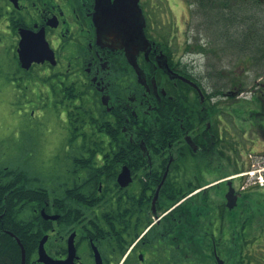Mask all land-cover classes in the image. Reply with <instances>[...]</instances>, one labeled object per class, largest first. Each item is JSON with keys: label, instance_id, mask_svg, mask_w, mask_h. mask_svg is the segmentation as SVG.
<instances>
[{"label": "flooded vegetation", "instance_id": "af4514ba", "mask_svg": "<svg viewBox=\"0 0 264 264\" xmlns=\"http://www.w3.org/2000/svg\"><path fill=\"white\" fill-rule=\"evenodd\" d=\"M100 1L113 0H0L1 107L21 101L34 106L46 97L52 102L67 99L70 107L63 115L69 124L84 129L73 135H81L86 146L88 141L96 145H84L71 158L74 164L78 161L71 170L80 171L77 179L47 186L36 182L25 163L8 164L18 155L0 152V264H9L3 252L13 243L19 264L21 247L25 264H96L94 247L101 264H199L188 257L187 224L174 222L171 214L191 194L168 204L172 194L184 193L189 167L197 162L198 172L228 163V180L237 196L231 210L225 206L227 176L197 189L222 188L224 202L212 219L221 221L220 211H229V237L221 240L228 241L230 252L234 249L229 256L233 264H252L244 256L254 250L264 253V226L250 218L247 200L249 193L264 191V82L247 85L230 68L222 82L221 67L213 61L221 52L232 53V42L186 32L181 44L176 43L156 25V5L147 9V0H138V5L148 44L134 53V68L132 55L128 58L109 32L98 34L95 14ZM168 1L166 9L172 11L170 3L177 12L175 1ZM191 7L188 4L189 20L184 23L190 31L196 17ZM178 15L172 14L176 23ZM201 17L196 26L205 30ZM21 32L42 38L53 53L51 59L43 57L25 67L19 56ZM249 49L240 48L250 54L245 60L252 57L264 71V59ZM244 92L250 96H242ZM36 110L32 107L30 114L33 130L39 124ZM246 157H258V166L247 170ZM123 169L131 178L126 185L117 180ZM212 219L208 227L203 225L212 264L215 254L226 264L216 244L220 231L215 235L208 229ZM203 242L191 244L195 255L205 251ZM256 258L252 262L264 263Z\"/></svg>", "mask_w": 264, "mask_h": 264}, {"label": "rangeland", "instance_id": "374dc122", "mask_svg": "<svg viewBox=\"0 0 264 264\" xmlns=\"http://www.w3.org/2000/svg\"><path fill=\"white\" fill-rule=\"evenodd\" d=\"M174 1L173 2L179 6L177 8V12H179L178 23L175 22L173 18L174 16H172V14L174 15L177 12L176 7L169 3L170 0L168 1V3L169 7L172 9V11L170 10L171 13L169 11V8L166 9L165 0H147L145 2V7L149 10H153V7H151V5H156V9L154 10L152 15L153 20L157 23L156 25H159L161 27L160 30L163 32L164 35L171 33V35H173L172 40H175L176 43L178 42L181 44L183 38L186 36V32H188L187 34H189V36L196 35V37V33H203V37L213 36L217 40H219V38L223 40L225 37H228L227 35H225V32L230 35L232 34V24L230 22H225L223 19L221 20L217 16V12H214L213 10L206 11V13L204 14L205 30L204 28H202V26H200V28L197 27L198 23L201 22L197 16L195 18L192 17V23L195 24H192L193 30H187V26L184 24L189 18V13H187V0ZM192 6L193 8L196 7L195 5ZM199 11L203 12L204 9H200ZM183 13L185 14L184 16ZM162 21H165L164 24L161 23ZM169 21L170 23L174 21V23L176 24L175 25L173 23L176 26L173 27V30L171 28L172 25L168 23ZM226 26H229L231 28H228ZM235 27L236 28L233 29H235L236 31L237 26L235 25ZM240 37L243 38V36ZM243 39H245V42H247V46L250 47L249 50H255L254 41H259L260 38L257 39L255 35H252L249 37H244ZM223 41L225 43L228 42L226 40ZM229 48L232 53L228 52L227 54H224L223 52H221V58L218 61H213V64L220 65V70L223 71L220 72L222 75V82H224L225 79L229 77V74H227L228 68H230L235 73V75H237L238 80H243L247 85H256L257 82H264V71H260L261 68L256 67V60L252 57L247 58L245 60V57H247L245 55L250 54H245L246 52L244 51L238 52L240 48L239 44L234 43L230 45ZM201 69H204L203 66H201ZM247 93L248 92H244L241 95L245 97L250 96V94ZM57 99L58 98L56 97V99H54L52 102L51 99L48 100V97H46L45 101H42L41 98L37 102V105L32 106L30 104V107L27 103H24V101L18 102L13 106H11V104L10 106L6 104L5 106L1 107L2 104H0V152H3L5 154V152L7 151L8 154H10L12 151L15 155H18V157L10 159L8 161V164L15 166L17 162L21 163L18 165H22L23 163H25L26 167H28V172L36 178V182H40L41 184L46 186L53 182L77 179L78 176L81 175L80 171L76 174L75 172L71 171L72 169L76 168L75 165H77L78 163V161H76L74 164V162L71 161V158L74 157L79 150L84 149L85 145L83 144L84 142L80 141V139H82L81 135L78 136L77 134V136H74L72 134V132H80L84 129H82L81 127L72 129L71 125L66 119V116L63 115L66 114L65 112L70 107V105H67V99L63 100V102L58 101ZM47 100L49 103H46ZM32 107L38 108V110H36L34 114V117L35 115L36 117H38L39 124L38 128L35 127L34 130V125L30 122L32 120L30 118ZM59 112H61V115H59ZM83 140L85 141L84 138ZM12 145H14L15 147H13ZM91 146L95 147L96 145L95 143H91L88 141L86 148ZM78 157L82 158L81 156ZM237 159L240 160L242 158L239 156L237 157ZM258 159V157H254L252 159L246 157L244 161H246V164L248 166L247 170L255 169L258 166L255 161H257ZM82 161L84 162V160ZM203 163L209 164L208 160H204ZM196 164L198 165L200 164V162L194 163V166L189 167V181L195 184L198 183L199 186H206L209 183L211 184L213 180L217 181V179H219L220 177H225L230 174L228 169L229 166L227 165L228 163L221 164L211 169V171L205 172L195 171V169L197 168ZM211 164L215 165L216 162L212 161ZM252 165L255 166L252 167ZM220 185L224 186V183H221ZM197 190L192 191L191 194L195 196ZM205 190L208 191L210 202L212 203V210L214 211L219 204H222L224 202V194L222 192V188L214 186L209 188V190ZM247 197V200H249L248 210L250 211V218H253V221L257 224L261 221V226H264V191L263 193H249ZM220 212L224 215L220 216L221 221H218L217 217H215V219H212L213 216H210L204 219L203 221H200V225L202 227L204 224L208 226L209 220L212 219V225L208 229L210 230V232L212 231V233H214L215 235L217 232L220 231L221 238L218 239V242L216 244L220 248H222V254L226 256V264H233V257L231 258L229 256L234 254V249L230 252L228 241H222L229 237L228 232L230 226L228 221L230 216L228 210H226L225 212L224 210H222ZM244 216V214H241V218ZM240 222L241 221H239V224ZM209 242V240H205V242L203 243L205 245V251L203 253L201 251V255H195L194 252H192L194 248H190L188 252L189 259L194 261L197 260L199 264H212L214 262L213 258L208 257L211 252ZM236 251L237 252L235 253L238 255L241 253L240 248ZM248 252H246V254H248ZM249 253H251L249 254V256H244L246 261H249V263L256 264L254 262L259 260L258 258H256V256H260L264 259L263 252H258L254 250ZM238 255L236 257V260L239 258Z\"/></svg>", "mask_w": 264, "mask_h": 264}, {"label": "trees", "instance_id": "16d2710c", "mask_svg": "<svg viewBox=\"0 0 264 264\" xmlns=\"http://www.w3.org/2000/svg\"><path fill=\"white\" fill-rule=\"evenodd\" d=\"M188 1L190 2V4L195 5L197 8L196 11L195 9H193L191 13H193L197 17L201 13L202 14L201 20L204 21V14L206 13V11L213 10L214 12H217V16L221 20L223 19L225 22H230L232 24L231 26L232 34L230 35L225 32V35L228 36L225 38L230 40L232 44L234 43L239 44L240 48L243 47L245 49V47H248L247 46L248 44L247 42H245V39H243L244 37L255 35L257 39L260 38L259 41H254L255 50L252 51L253 53L257 54L258 59H264V3L262 4L260 0H252L251 2H248V0H188ZM200 9H204V11L199 12ZM235 25L237 26L236 31L235 29H233L236 28ZM226 27L231 28L229 26ZM240 36H243V38ZM236 38H238L239 40ZM240 48L238 52L243 51L240 50ZM71 127L72 129L75 128L72 125ZM73 133L74 132H72V134ZM124 146L125 148H127L129 147V144L125 142ZM198 187H200L198 183L195 184L193 182L188 181V187L184 189V193H180L178 196L172 194L171 201L168 204L172 205L176 203V201L178 202V200L181 197H183L186 194L187 195L191 194L192 191L196 190ZM176 190H179V188H174V191ZM212 209H213L212 203L210 202L209 194L206 190L201 192L197 191L195 196L191 194L184 202H181L172 211L171 214L174 215L172 216L174 222H176L177 220H181L182 222H185V224H187L186 227L187 234L185 235L187 236V241L190 245V248L193 242L195 244H200L201 239H203L204 241L209 240L208 239L209 233L203 231V227L200 225V221L202 220V218L206 219L210 216H213V212H211L213 211ZM221 216H224L223 213H221ZM208 225H210V223ZM9 243L6 241L7 247L11 245V244L9 245ZM3 253L8 255L7 260L9 264H19V260H20L19 250L16 248L14 243L11 245L10 249L4 251ZM4 254H2V256L5 257ZM208 257L213 258V254L210 253Z\"/></svg>", "mask_w": 264, "mask_h": 264}, {"label": "water", "instance_id": "95a60500", "mask_svg": "<svg viewBox=\"0 0 264 264\" xmlns=\"http://www.w3.org/2000/svg\"><path fill=\"white\" fill-rule=\"evenodd\" d=\"M97 4L95 21L98 34L109 32L112 41L116 42L117 46L125 48L128 58L129 54L132 55V59L129 58V61L134 64L135 68L134 53L148 44L143 31L145 20L138 5V0H113L112 2L109 1V3L100 1ZM21 37L19 56L22 63H26H23L25 67H28L33 61L42 60L43 57L51 59L53 53L42 38L33 39L30 34L23 32H21ZM128 173V169H123L118 175L117 180L121 185H126L131 181ZM227 184L228 191L225 194V201L226 206L231 210L236 205L237 196L234 194L230 180ZM69 245L72 246L71 251H73L72 241H69ZM42 251L43 247L40 243V254H42ZM94 254L96 264H101L100 254L95 247ZM216 262L217 264H223L222 259L217 255ZM20 264H25L23 247H21Z\"/></svg>", "mask_w": 264, "mask_h": 264}]
</instances>
